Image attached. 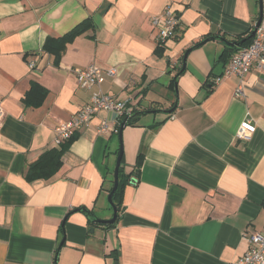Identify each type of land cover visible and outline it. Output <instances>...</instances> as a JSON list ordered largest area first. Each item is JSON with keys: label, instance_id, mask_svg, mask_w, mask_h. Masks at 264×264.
I'll return each instance as SVG.
<instances>
[{"label": "crops", "instance_id": "1", "mask_svg": "<svg viewBox=\"0 0 264 264\" xmlns=\"http://www.w3.org/2000/svg\"><path fill=\"white\" fill-rule=\"evenodd\" d=\"M259 1L0 0V264H55L62 239L56 264H229L245 252L244 235L264 228V73L248 72L237 94V77L214 81L232 55L225 42L206 41L184 64L183 54L207 37H247ZM165 7L181 20L159 43L152 18ZM86 18L94 27L54 66L45 39ZM90 63L115 68L102 91L140 112L122 132L124 171L132 175L112 225L67 214L84 207L99 219L112 216L116 112L99 111L74 133L51 178L24 177L40 154L60 147L56 127L89 102L93 90L80 88L71 68ZM33 82L48 93L26 107ZM176 99L172 113L158 112ZM104 119L106 134L98 132ZM244 119L254 125L248 140L236 137Z\"/></svg>", "mask_w": 264, "mask_h": 264}, {"label": "built area", "instance_id": "2", "mask_svg": "<svg viewBox=\"0 0 264 264\" xmlns=\"http://www.w3.org/2000/svg\"><path fill=\"white\" fill-rule=\"evenodd\" d=\"M180 17L169 7H165L163 14L155 15L152 23L157 30L159 43L164 42L175 34L180 24ZM29 68H34L33 60L28 61ZM256 70L264 73V23H261L254 36L247 44H243L235 50L225 65L223 74L214 81L219 82L223 77L235 76L238 78V85L235 93L243 94V77L250 71ZM77 84L85 90H93L90 100L67 122L61 123L56 127V141L61 144L70 138L72 134L86 126L99 111H114L118 117H130L133 106L127 100H116L101 89L104 79L113 77L117 71L115 68L102 69L95 63H90L85 67H73ZM4 117V111L0 106V121ZM110 125L104 119L98 126L99 133H109ZM254 131V125L250 119H244L239 125L236 137L248 140ZM247 249L245 252L231 261L229 264H264V228L261 231L245 234Z\"/></svg>", "mask_w": 264, "mask_h": 264}, {"label": "trees", "instance_id": "3", "mask_svg": "<svg viewBox=\"0 0 264 264\" xmlns=\"http://www.w3.org/2000/svg\"><path fill=\"white\" fill-rule=\"evenodd\" d=\"M94 27V24L90 18H86L79 22L77 25H75L73 28H71L66 33L58 36V37H51L48 36L43 45H42V51L50 54L53 56V64L54 66H58L60 62V58L63 54V52L66 49V46L69 42L73 41L77 36L85 33L87 30ZM208 38V37H207ZM250 41L247 40L244 44H247ZM160 45V44H159ZM227 49L230 50V52H234L237 50L233 47H228ZM47 90L42 87L40 84L33 82L30 84V88L25 93L22 102L26 107H38L40 106L46 96H47ZM140 112H134L130 118L127 121L126 125L134 124L138 117ZM124 117L119 119L121 121ZM77 138L76 134H72L69 139H67L65 142L58 144L60 145L59 148H51L49 150H46L40 156L30 163L24 173V177L28 181H32L35 179H49L51 178L57 170L60 168L62 164V155L63 153L68 149L70 144ZM131 173H126L124 171V155L122 156L120 167H119V173H118V186L116 191L114 192L112 196L113 203L117 207V210L119 212L120 210V195L123 186H125L127 183H129V179ZM112 184L109 187V190H111ZM262 205L264 206V198L262 200ZM74 211H81L85 215L94 216V213L89 211L88 209L84 207H78L70 211L67 216ZM90 221V220H89ZM91 224L95 223L90 221ZM102 224V223H98ZM106 225H112V224H106Z\"/></svg>", "mask_w": 264, "mask_h": 264}, {"label": "water", "instance_id": "4", "mask_svg": "<svg viewBox=\"0 0 264 264\" xmlns=\"http://www.w3.org/2000/svg\"><path fill=\"white\" fill-rule=\"evenodd\" d=\"M262 22V2L261 0L259 1V16H258V19L253 27V29L251 30V32L249 33V35L239 41H233V42H229L227 40H225L223 37H220V36H211V37H208L204 40H202L201 42H199L198 44L188 48L184 54H183V64H184V61H185V58L187 56V54L197 48V47H200L202 44H204L206 41H209V40H221L223 42H225L228 46L230 47H233V48H240L247 40L251 39L254 34H255V31L257 29V27L261 24ZM181 71H183V68L181 69ZM176 78L177 76L174 77V86H175V93H176V96L178 95V90H177V81H176ZM176 102H177V99L173 105L172 108L170 109H167V110H158V112H162V113H166V114H169V113H172L174 110H175V107H176ZM130 117H124L121 121H120V124H119V127H118V138H119V149H118V154H117V157H116V162H115V167H114V171H113V186L107 196V201H108V206H109V210L112 211V216L111 218L109 219H99L95 216H87V218L92 221V222H96V223H103V224H113L118 216V210H117V207L115 206V204L113 203V200H112V196L114 194V192L116 191L117 189V186H118V173H119V167H120V163H121V159H122V156H123V142H122V132H123V129L124 127L126 126L127 124V121ZM93 230V229H91ZM63 244V239L61 240L60 244L58 245V248H57V251H56V254H55V264H56V261H57V258H58V255H59V252H60V249H61V246Z\"/></svg>", "mask_w": 264, "mask_h": 264}, {"label": "rangeland", "instance_id": "5", "mask_svg": "<svg viewBox=\"0 0 264 264\" xmlns=\"http://www.w3.org/2000/svg\"><path fill=\"white\" fill-rule=\"evenodd\" d=\"M118 143H119V138H118ZM123 147H124V145H123ZM116 157V156H115ZM115 160H116V158H115Z\"/></svg>", "mask_w": 264, "mask_h": 264}]
</instances>
